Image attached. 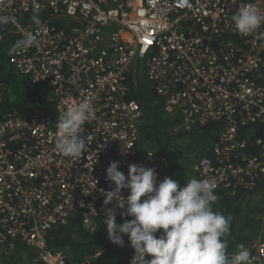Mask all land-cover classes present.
<instances>
[{"label": "built area", "instance_id": "2783aa9c", "mask_svg": "<svg viewBox=\"0 0 264 264\" xmlns=\"http://www.w3.org/2000/svg\"><path fill=\"white\" fill-rule=\"evenodd\" d=\"M248 3L264 13V0H0L17 40L40 33L39 46L9 54L8 66L47 87L57 112L0 111L4 259H15L23 244L19 264H73L66 250L47 246L51 229L77 215L89 231L106 227L108 209L117 223L131 220L115 200L104 205L103 193L115 187L106 179L113 161L126 177L131 164L154 168L157 182L169 177L162 154L141 149L143 110L130 96L132 81L165 97L183 129L222 122L211 154L194 165L198 180H210L214 192L238 187L264 194V26L241 35L232 21ZM37 8L49 12L40 29L32 22ZM5 90L0 70V104ZM85 99L94 108L81 128L88 151L65 157L56 149L58 118ZM118 203L126 206L123 198ZM253 246L252 264H264V240Z\"/></svg>", "mask_w": 264, "mask_h": 264}, {"label": "clouds", "instance_id": "9594fccd", "mask_svg": "<svg viewBox=\"0 0 264 264\" xmlns=\"http://www.w3.org/2000/svg\"><path fill=\"white\" fill-rule=\"evenodd\" d=\"M232 21L239 34L249 35L264 26V13L255 4L248 3L238 8ZM10 22L11 17L0 15V25ZM32 22L37 29L42 27L38 8L34 10ZM39 34V31L25 32L9 48V54L38 47ZM93 118L94 108L87 99L62 112L56 125L57 151L73 159L88 151L81 128ZM119 167V162L113 161L106 168V179L115 187L103 193L104 205L115 200L132 219L117 223L116 211L108 209L103 222L112 243L124 246L123 236L127 235L135 253L130 264H252L250 251L243 245L235 254H227L225 237L233 217L214 211L213 205L219 197L210 180L193 178L181 187L178 179L170 177L157 182L154 168L131 164L126 177ZM123 189L129 190L126 198L121 195ZM121 198L126 206L118 203ZM159 230L163 231L157 236Z\"/></svg>", "mask_w": 264, "mask_h": 264}, {"label": "trees", "instance_id": "16d2710c", "mask_svg": "<svg viewBox=\"0 0 264 264\" xmlns=\"http://www.w3.org/2000/svg\"><path fill=\"white\" fill-rule=\"evenodd\" d=\"M47 14L49 12H39V18L44 20ZM54 21L62 26L59 19ZM16 40L9 23L0 25V70L6 84L0 111H17L21 115H28L39 109L50 116H56V101L50 90L32 83L27 76L14 74L8 66V50ZM260 82L264 83V78ZM130 96L138 100L143 110L141 149L159 151L168 176L178 179L181 187L186 186L188 180L197 179L198 175L190 165L191 159L198 161L202 156L211 154L223 129L222 122L193 125L189 130L181 128V114L167 111L165 97L158 96L139 80L132 81ZM260 191V188L244 190L237 187L219 188L215 192L219 199L213 205L214 211L233 217L230 232L225 237L229 256L235 254L241 245L252 253L256 240H264V204L258 199ZM162 231L159 230L156 235L159 236ZM46 240L49 248L66 250L73 264H130L135 254L130 243L124 246L112 243L108 239L106 227L98 225L94 231L86 229L79 215L51 229ZM22 250H25V246L19 244L17 254ZM15 257L18 256L15 254ZM150 258L146 256V259ZM13 260L7 262L12 263Z\"/></svg>", "mask_w": 264, "mask_h": 264}, {"label": "rangeland", "instance_id": "374dc122", "mask_svg": "<svg viewBox=\"0 0 264 264\" xmlns=\"http://www.w3.org/2000/svg\"><path fill=\"white\" fill-rule=\"evenodd\" d=\"M141 81H142V80H141ZM142 82H143V81H142ZM191 160H192V162L190 163V165L192 164V168L194 169V165H195V163L197 162V160H195V159H193V158H192ZM258 199L261 200V201L263 202V204H264V194H262L261 191H260V195H259ZM123 239H124V241H125V244H124V245H128V244L130 243V241L128 240L127 235H124V236H123ZM3 258H5V256H3L2 254H0V263H1V260H2ZM15 260L18 261V257H15Z\"/></svg>", "mask_w": 264, "mask_h": 264}, {"label": "crops", "instance_id": "0c3cea01", "mask_svg": "<svg viewBox=\"0 0 264 264\" xmlns=\"http://www.w3.org/2000/svg\"><path fill=\"white\" fill-rule=\"evenodd\" d=\"M24 251H25V250H22V251H21L20 253H18V254H17V251H16L15 254H16L17 256L22 257L21 254H22V252H24ZM0 264H7V260L3 258V259L1 260V263H0ZM11 264H19V262H15V259H14L13 262H12Z\"/></svg>", "mask_w": 264, "mask_h": 264}]
</instances>
